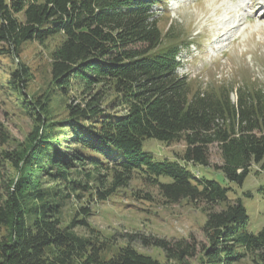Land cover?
<instances>
[{
  "label": "trees",
  "instance_id": "16d2710c",
  "mask_svg": "<svg viewBox=\"0 0 264 264\" xmlns=\"http://www.w3.org/2000/svg\"><path fill=\"white\" fill-rule=\"evenodd\" d=\"M164 5L163 0H0V63L19 59L25 42L59 35L50 53L54 89L68 94L78 80L84 88L100 85L113 93L104 104L97 89L83 102L66 104V117L54 120L47 116L45 98L27 93L31 72L25 63L18 60L3 70L0 90L15 96L16 106L35 124L23 150L3 152L0 160V264H168L139 251L134 241L178 262L205 256L201 264L243 258L264 264V227L250 231L242 200L230 199L228 187L193 168L210 167L212 145L222 159L213 168L228 181L243 183L254 163L264 164V92L242 90L240 84L193 90L188 76L178 72L184 45L178 48L173 29L158 26ZM149 138L185 147L159 158L143 150ZM7 160L17 170L15 179L3 172ZM133 180L155 188L168 203L203 205L208 245L139 233L123 236L121 245L91 225L88 203L63 224L62 202L77 190L106 200ZM50 182L55 187H46ZM134 197L154 199L142 190Z\"/></svg>",
  "mask_w": 264,
  "mask_h": 264
},
{
  "label": "rangeland",
  "instance_id": "374dc122",
  "mask_svg": "<svg viewBox=\"0 0 264 264\" xmlns=\"http://www.w3.org/2000/svg\"><path fill=\"white\" fill-rule=\"evenodd\" d=\"M166 9L158 11V26L161 30L173 29L178 36V54L180 66L178 72L185 74L191 82L193 90H220L224 85L243 90H263L264 92V32L254 30L260 26L264 30V11L257 9V20L249 22L246 16L251 15L249 7L240 13L230 14L229 9L237 10L241 0H165ZM236 16V17H235ZM263 16V17H262ZM263 18V19H262ZM237 28L232 30V25ZM218 20V22L216 21ZM240 20V21H239ZM228 24H231L227 28ZM227 25L222 31L216 27ZM256 28V27H255ZM223 33V34H222ZM231 33H233L231 35ZM214 36L210 39V37ZM60 36L46 38L42 41H28L21 47L19 59L0 63V79L4 80V72L14 68L18 60L25 63L31 72L27 93L45 98L47 116L60 120L66 117V104L83 102L90 94L99 89L104 104L113 96L109 89L100 85L84 88L78 80L73 81L68 94L56 91L51 80L50 53L59 43ZM237 92L231 94V99L237 101ZM47 99V100H46ZM17 98L6 90H0V160L3 152H19L29 142L35 122L26 116L16 106ZM7 139L6 144L3 140ZM184 142L165 145L157 139L149 138L143 144V150L155 156L173 157L175 152H181ZM210 167L194 166L197 175L220 182L229 188L230 199H241L249 216V230L258 232L264 227V164L254 163L243 183L228 181L221 170L214 169L215 164H222V159L216 145L210 147ZM3 172L11 178L17 177V170L12 161H3ZM103 174H105L103 172ZM106 175V174H105ZM81 180L84 175H81ZM109 178V177H108ZM84 180V179H83ZM50 182L46 187H55ZM152 192L154 199H135V192ZM68 192H71L68 190ZM78 199L75 194L81 193ZM73 193V192H72ZM69 199L62 202L61 217L63 224H69L80 206L88 203L92 214L88 218L91 225L101 236L109 237L122 245L127 238L123 236L139 233L146 237H159L168 240L187 239L199 244L208 245V238L203 230L206 215L201 204L182 200L178 203H168L155 188L142 185L133 180L126 188L119 189L106 200L91 197L90 192L76 191ZM92 198V199H91ZM75 230L86 234L82 227ZM139 251L149 254L162 263L168 264H201L203 259H185L182 262L168 260L165 253L153 246H144L140 241L132 243ZM231 264H255L250 258L233 261Z\"/></svg>",
  "mask_w": 264,
  "mask_h": 264
},
{
  "label": "bare ground",
  "instance_id": "6f19581e",
  "mask_svg": "<svg viewBox=\"0 0 264 264\" xmlns=\"http://www.w3.org/2000/svg\"><path fill=\"white\" fill-rule=\"evenodd\" d=\"M246 7H249L250 8V11L252 12L251 15L246 16V20H248L251 23V22L257 20L256 19L257 18L256 16H258V14H257L258 7H260L264 11V0H241L240 5H239V8L237 10L229 9L228 12L230 14H234L235 15L236 13H240L241 11L245 10ZM216 21L218 22V20H216ZM230 25L231 24H228V26L227 25H223V26H220V27H216L215 30L217 32L218 31H222L223 29L226 28V26H227V28H230L229 27ZM236 26H237V22H236V24L232 25V30H235L237 28ZM255 27L253 28L254 30H257L259 32H264V30L260 26H255ZM232 34L233 33H231V35Z\"/></svg>",
  "mask_w": 264,
  "mask_h": 264
}]
</instances>
